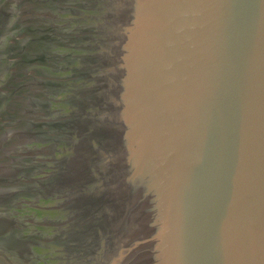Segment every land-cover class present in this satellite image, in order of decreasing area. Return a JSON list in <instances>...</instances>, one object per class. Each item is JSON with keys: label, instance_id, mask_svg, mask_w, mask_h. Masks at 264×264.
Segmentation results:
<instances>
[{"label": "water", "instance_id": "obj_1", "mask_svg": "<svg viewBox=\"0 0 264 264\" xmlns=\"http://www.w3.org/2000/svg\"><path fill=\"white\" fill-rule=\"evenodd\" d=\"M0 264H264V0H0Z\"/></svg>", "mask_w": 264, "mask_h": 264}]
</instances>
